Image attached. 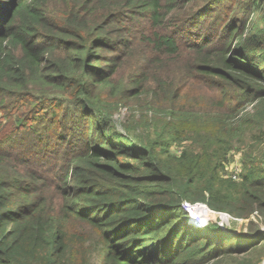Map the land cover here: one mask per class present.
I'll return each mask as SVG.
<instances>
[{
    "label": "trees",
    "instance_id": "16d2710c",
    "mask_svg": "<svg viewBox=\"0 0 264 264\" xmlns=\"http://www.w3.org/2000/svg\"><path fill=\"white\" fill-rule=\"evenodd\" d=\"M184 201L264 221V0H0V264L264 260Z\"/></svg>",
    "mask_w": 264,
    "mask_h": 264
},
{
    "label": "built area",
    "instance_id": "2783aa9c",
    "mask_svg": "<svg viewBox=\"0 0 264 264\" xmlns=\"http://www.w3.org/2000/svg\"><path fill=\"white\" fill-rule=\"evenodd\" d=\"M230 172H231L232 179L237 180L239 177V173H240V165L237 163V161L233 166H231ZM182 210L185 213H187L188 225L191 226L193 229L195 228V230H200L206 227L211 221H213V220L209 221V216L216 215L219 217L217 218V220L218 219L221 220V223H219V226L228 227L227 229H225L227 232H230L231 234H234V235L248 234V232L246 231L236 232L229 228L231 225V222H239V221H234V220H237L238 218L234 219L235 217L230 216V214L215 212L214 210L209 209L208 206L204 203H201V202L192 203L189 201H184L182 203ZM246 221H249V222L252 221L256 223L260 231L264 232V226H263L264 221H263V218L258 213H254L250 217V219H247ZM263 264H264V260H263Z\"/></svg>",
    "mask_w": 264,
    "mask_h": 264
},
{
    "label": "rangeland",
    "instance_id": "374dc122",
    "mask_svg": "<svg viewBox=\"0 0 264 264\" xmlns=\"http://www.w3.org/2000/svg\"><path fill=\"white\" fill-rule=\"evenodd\" d=\"M128 113L129 112H127V110H122V112H121L120 115H116L114 117V119L116 121V126H117V128H118V130L120 132H123V128H122L121 125L125 121V117L128 115ZM238 156L240 157V155H238ZM236 160L239 161L238 159H236ZM215 212H217V211H215ZM218 213H226V212H218ZM226 214H228V213H226ZM230 216H232V215H230ZM217 218H219V217L216 216V215H210L209 216V221H211V220H213V221H211L206 227H204L203 229H200V230L206 229L210 224L213 223V224H216L222 231L227 232L225 229H227L228 227L219 226V223H221V220H219V219L217 220ZM234 219H236V218H234ZM234 221H239V222H231V225L229 227L231 230L236 231V232H240V231H246V232H248V229H249L248 228V225L250 223L249 221L241 220V219H237V220H234ZM223 223H224V221H223ZM186 226H187V228L189 230H194L195 231V228L193 229L191 226H189L188 225V222L186 223ZM88 231L89 232H92V230H90V229ZM207 233L212 236V235H214L216 233V229L215 228H209L208 227L207 228ZM236 237H240V235L239 234H236ZM263 246H264V243H263ZM174 247H175V245H172L171 248H174ZM260 264H263V261Z\"/></svg>",
    "mask_w": 264,
    "mask_h": 264
}]
</instances>
